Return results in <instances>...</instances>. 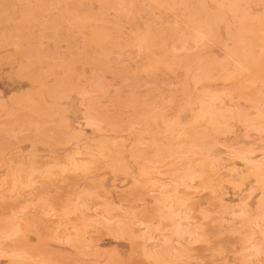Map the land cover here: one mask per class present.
<instances>
[{
  "label": "rangeland",
  "instance_id": "rangeland-1",
  "mask_svg": "<svg viewBox=\"0 0 264 264\" xmlns=\"http://www.w3.org/2000/svg\"><path fill=\"white\" fill-rule=\"evenodd\" d=\"M0 264H264V0H0Z\"/></svg>",
  "mask_w": 264,
  "mask_h": 264
}]
</instances>
